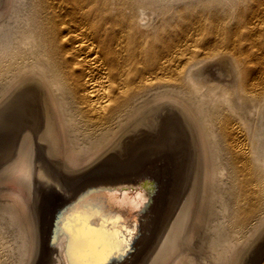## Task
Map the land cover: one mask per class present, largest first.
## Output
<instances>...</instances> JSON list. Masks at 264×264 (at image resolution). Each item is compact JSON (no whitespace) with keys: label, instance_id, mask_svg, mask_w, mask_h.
I'll list each match as a JSON object with an SVG mask.
<instances>
[{"label":"bare ground","instance_id":"bare-ground-1","mask_svg":"<svg viewBox=\"0 0 264 264\" xmlns=\"http://www.w3.org/2000/svg\"><path fill=\"white\" fill-rule=\"evenodd\" d=\"M3 101L0 264H264V0H0Z\"/></svg>","mask_w":264,"mask_h":264},{"label":"rangeland","instance_id":"rangeland-1","mask_svg":"<svg viewBox=\"0 0 264 264\" xmlns=\"http://www.w3.org/2000/svg\"><path fill=\"white\" fill-rule=\"evenodd\" d=\"M3 108H4V101L0 103V110H2V111H0V143L1 142H6V133L9 132V131H11V130H9L8 124H9V126H11V123H15V122L17 123L18 122L17 121L18 118L16 119V116L14 115L15 114V108L16 107L14 108L13 106H11L10 110H8V112H7L8 114L6 113L7 110L4 111ZM3 115H6V116H3ZM5 119H8V120H5ZM1 124L3 126H1ZM5 126L7 128H5ZM96 168L97 169H101L102 166H98ZM118 170H119L118 168L117 169H113V170H110L109 168L108 169L102 168L101 170H98L96 173L97 174L113 173L114 175H117V173H118L117 171ZM87 173H92V171H89ZM48 189H49L48 192L50 193V191H52V189H50V188H48ZM55 200H56V197L55 196H52L51 197V194L48 195L47 192L42 191V192H38L37 193L36 202H37V204H39V207H41L44 210V212L46 213V215H49V213H50V211H51V209H52V207L54 205ZM208 216L214 217L215 214L214 213L212 215L209 214Z\"/></svg>","mask_w":264,"mask_h":264},{"label":"water","instance_id":"water-1","mask_svg":"<svg viewBox=\"0 0 264 264\" xmlns=\"http://www.w3.org/2000/svg\"><path fill=\"white\" fill-rule=\"evenodd\" d=\"M71 205V204H70ZM79 213H81L80 211H73V213L71 214V218H73L74 217V215H76L75 216V218H79L80 216H79ZM99 228H101V226L99 227ZM67 234V233H66ZM70 244H68L67 246H66V248H67V256H68V258L70 259L71 258V254H70V246H69ZM71 260V259H70Z\"/></svg>","mask_w":264,"mask_h":264}]
</instances>
